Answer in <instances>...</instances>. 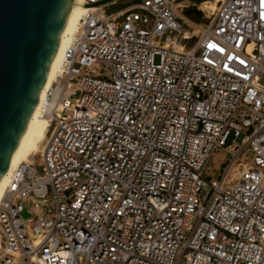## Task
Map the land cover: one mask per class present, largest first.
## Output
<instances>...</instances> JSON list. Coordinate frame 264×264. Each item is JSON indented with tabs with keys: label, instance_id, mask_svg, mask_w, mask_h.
<instances>
[{
	"label": "built area",
	"instance_id": "built-area-1",
	"mask_svg": "<svg viewBox=\"0 0 264 264\" xmlns=\"http://www.w3.org/2000/svg\"><path fill=\"white\" fill-rule=\"evenodd\" d=\"M120 1L83 0L40 163L0 198V264H264V0L202 23Z\"/></svg>",
	"mask_w": 264,
	"mask_h": 264
},
{
	"label": "water",
	"instance_id": "water-1",
	"mask_svg": "<svg viewBox=\"0 0 264 264\" xmlns=\"http://www.w3.org/2000/svg\"><path fill=\"white\" fill-rule=\"evenodd\" d=\"M72 2L0 0V179L42 91Z\"/></svg>",
	"mask_w": 264,
	"mask_h": 264
},
{
	"label": "bare ground",
	"instance_id": "bare-ground-1",
	"mask_svg": "<svg viewBox=\"0 0 264 264\" xmlns=\"http://www.w3.org/2000/svg\"><path fill=\"white\" fill-rule=\"evenodd\" d=\"M221 0H215L219 2ZM203 8L214 9L215 3L205 2ZM90 9L84 6L83 0H73L66 15L61 38L58 48L50 65L46 81L39 95L35 108L32 112L27 127L20 138L16 149L12 155L10 164L0 179V198L5 187L9 183V177L12 170L23 162L40 163L42 149L45 141L46 132L51 126L50 114L52 106L47 103L46 90L55 80L62 64L63 51L76 34L79 20L83 14ZM38 155V161L33 159Z\"/></svg>",
	"mask_w": 264,
	"mask_h": 264
},
{
	"label": "rangeland",
	"instance_id": "rangeland-1",
	"mask_svg": "<svg viewBox=\"0 0 264 264\" xmlns=\"http://www.w3.org/2000/svg\"><path fill=\"white\" fill-rule=\"evenodd\" d=\"M134 0H122L118 3L115 9L127 4L131 3ZM205 2L215 3V8L217 3L215 0H181V3L184 5V10H191L192 11V19H189L191 22L195 23H202L207 19V16L211 14L214 9L203 8ZM114 9V8H111ZM264 84V79L261 81ZM228 158V153L224 150H220L217 154L213 157L208 169H207V177L209 180H218L217 174L220 172L222 167L225 164L226 159ZM33 159L38 161V155L35 156Z\"/></svg>",
	"mask_w": 264,
	"mask_h": 264
},
{
	"label": "trees",
	"instance_id": "trees-1",
	"mask_svg": "<svg viewBox=\"0 0 264 264\" xmlns=\"http://www.w3.org/2000/svg\"><path fill=\"white\" fill-rule=\"evenodd\" d=\"M183 14L185 17L192 19V11L191 10H184Z\"/></svg>",
	"mask_w": 264,
	"mask_h": 264
},
{
	"label": "crops",
	"instance_id": "crops-1",
	"mask_svg": "<svg viewBox=\"0 0 264 264\" xmlns=\"http://www.w3.org/2000/svg\"><path fill=\"white\" fill-rule=\"evenodd\" d=\"M183 17L186 18L188 21H190L189 18H187V17L184 16V14H183Z\"/></svg>",
	"mask_w": 264,
	"mask_h": 264
}]
</instances>
